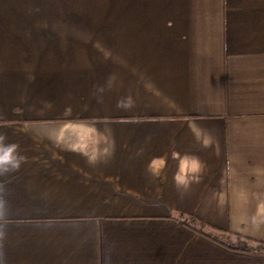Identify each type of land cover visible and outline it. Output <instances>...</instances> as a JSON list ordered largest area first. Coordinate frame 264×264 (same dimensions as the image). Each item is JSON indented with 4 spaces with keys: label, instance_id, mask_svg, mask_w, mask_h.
<instances>
[{
    "label": "crops",
    "instance_id": "0c3cea01",
    "mask_svg": "<svg viewBox=\"0 0 264 264\" xmlns=\"http://www.w3.org/2000/svg\"><path fill=\"white\" fill-rule=\"evenodd\" d=\"M0 264H264V0H0Z\"/></svg>",
    "mask_w": 264,
    "mask_h": 264
},
{
    "label": "trees",
    "instance_id": "16d2710c",
    "mask_svg": "<svg viewBox=\"0 0 264 264\" xmlns=\"http://www.w3.org/2000/svg\"><path fill=\"white\" fill-rule=\"evenodd\" d=\"M175 218L184 225L188 226L189 228L231 249H237L246 252H264L263 242L222 230L218 227L212 226L201 221L193 215L182 213L176 215Z\"/></svg>",
    "mask_w": 264,
    "mask_h": 264
},
{
    "label": "clouds",
    "instance_id": "9594fccd",
    "mask_svg": "<svg viewBox=\"0 0 264 264\" xmlns=\"http://www.w3.org/2000/svg\"><path fill=\"white\" fill-rule=\"evenodd\" d=\"M6 136L0 134V175L19 169L25 157L18 151L15 143H5ZM3 201L0 200V206Z\"/></svg>",
    "mask_w": 264,
    "mask_h": 264
},
{
    "label": "rangeland",
    "instance_id": "374dc122",
    "mask_svg": "<svg viewBox=\"0 0 264 264\" xmlns=\"http://www.w3.org/2000/svg\"><path fill=\"white\" fill-rule=\"evenodd\" d=\"M231 239H232V237H231Z\"/></svg>",
    "mask_w": 264,
    "mask_h": 264
}]
</instances>
